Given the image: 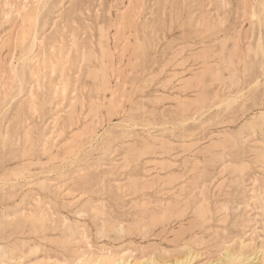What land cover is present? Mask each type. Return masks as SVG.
Wrapping results in <instances>:
<instances>
[{"label": "rangeland", "instance_id": "rangeland-1", "mask_svg": "<svg viewBox=\"0 0 264 264\" xmlns=\"http://www.w3.org/2000/svg\"><path fill=\"white\" fill-rule=\"evenodd\" d=\"M184 246L264 248V0H0V263Z\"/></svg>", "mask_w": 264, "mask_h": 264}, {"label": "bare ground", "instance_id": "bare-ground-1", "mask_svg": "<svg viewBox=\"0 0 264 264\" xmlns=\"http://www.w3.org/2000/svg\"><path fill=\"white\" fill-rule=\"evenodd\" d=\"M68 229H69V233L72 234V231L70 230L71 229L70 226H68ZM240 246L242 245L240 244ZM182 251H183V255L181 257L172 260H157L154 259L153 257L151 258L147 256H146L147 258L145 259H133V260H128V258L125 257H114V258H100V259L95 258L92 260L91 264H191L192 253L190 254L189 252L190 249L184 246L182 247ZM217 259L218 260L216 261H209L207 264H226L230 260H234L235 264H264V248L258 247L252 250L251 252H246V253L241 251L236 253L233 252L230 253L227 249H225L223 256Z\"/></svg>", "mask_w": 264, "mask_h": 264}]
</instances>
